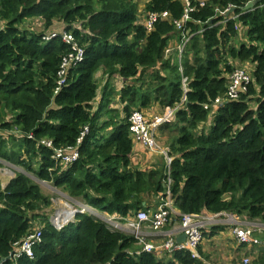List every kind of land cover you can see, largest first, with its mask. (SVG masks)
Segmentation results:
<instances>
[{"label": "trees", "instance_id": "1", "mask_svg": "<svg viewBox=\"0 0 264 264\" xmlns=\"http://www.w3.org/2000/svg\"><path fill=\"white\" fill-rule=\"evenodd\" d=\"M139 1L0 0V159L74 200L133 217L164 195L167 169L162 156L151 167L134 160L129 116L153 104L176 106L185 96L168 143L174 206L181 213L264 221V0L249 11L243 7L251 0H207L203 7L192 0L197 8L185 28L194 34L182 58L186 92L176 54L165 55L169 41L182 36L173 23L184 13L182 0H143V10ZM228 5L237 17L219 22L225 16L216 9ZM150 12H168L169 19L148 30ZM64 32L71 42L62 40ZM51 33L57 34L48 39ZM78 51L80 61L63 64ZM236 60L252 66L247 91L215 105L226 96ZM56 148H76L78 157L56 160ZM49 204L24 172L0 185L1 264H12L7 257L15 244L36 228L42 238L33 258L17 264H202L183 251L134 254L140 247L133 235L86 212L55 229L43 211ZM255 247L251 264H264V247Z\"/></svg>", "mask_w": 264, "mask_h": 264}, {"label": "built area", "instance_id": "2", "mask_svg": "<svg viewBox=\"0 0 264 264\" xmlns=\"http://www.w3.org/2000/svg\"><path fill=\"white\" fill-rule=\"evenodd\" d=\"M198 7H203L207 0H194ZM184 5V13L179 20H173L174 25L182 32L180 42L172 49H167L166 56L175 53L178 58V70L181 74V84L184 91H187L188 77L183 74L182 58L186 44L191 39L194 33H188L185 28L187 22L191 21V13L197 8L192 0H182ZM234 7L228 5L225 9H216V13L224 15V19L219 22H226L235 19L237 15L229 13V10ZM146 27L151 29L155 21L158 19L168 20V12H150L146 17ZM218 22V23H219ZM197 23H200L197 21ZM202 27L199 32H202ZM57 33H51L47 38L56 36ZM64 42H71L72 36L66 32L61 34ZM82 54L80 51L76 55H70L63 64L69 61H80ZM252 80L251 74L244 68H235L228 76V86L226 96L223 98H216L214 104L218 105L224 100L232 101L239 98V96L247 91V87ZM62 80L60 81V84ZM184 96L181 102L173 106V108L166 107L162 115H153L147 117L144 112L140 110H133L129 116V131L133 141L140 144L145 150L152 155L162 156L166 162L167 169V187L164 195L159 198L154 207L147 210L140 209L135 213V216L130 218H122L116 215H111L106 212H98L82 200L69 199L67 203L68 208L65 210L55 211L49 217L50 223L55 229H60L62 226L73 220L77 213H89L93 216L101 218L108 227L119 229L123 232L130 233L136 240V244L140 247L134 254L140 252H151L157 256L171 255L177 251L189 252L192 257L199 258L197 247L203 239V232L206 229H211L215 226L225 227L230 234L235 238L238 244L245 247L263 246L264 247V221L246 220L240 216L228 212H219L214 214H199V213H181L174 206L171 187L170 164L172 157L169 155V148L163 146L155 139V135L161 124L172 121L173 116L177 112L180 105L185 102ZM208 109V105L203 106ZM170 109V110H169ZM87 131L84 128L82 135ZM45 144L51 145L50 141H44ZM80 141H78V144ZM52 157L56 160H61L64 163L74 161L78 157V151L72 149L71 152H64L60 148L54 149ZM2 163V160H0ZM5 163V162H4ZM8 163V162H6ZM0 167V175L5 176V172ZM64 211H69V215L64 214ZM176 217L177 219H175ZM171 224V228L168 227ZM174 224H176L174 226ZM180 234L185 235V240L177 242L176 237ZM42 230L36 228L33 232L28 234L21 242H17L14 249L10 252L7 259L11 260L12 264H17L18 259L22 256L33 258V248L41 242ZM4 261L2 259L1 262ZM235 264H251V259L248 256H243Z\"/></svg>", "mask_w": 264, "mask_h": 264}, {"label": "rangeland", "instance_id": "3", "mask_svg": "<svg viewBox=\"0 0 264 264\" xmlns=\"http://www.w3.org/2000/svg\"><path fill=\"white\" fill-rule=\"evenodd\" d=\"M144 1L141 0L139 1V10H143L144 8ZM242 39H246L244 37V35L241 36ZM176 39V40H175ZM174 40H171V42L169 41V45L170 47L168 49H172L177 43H179L181 40L179 37H176ZM176 61H178V58H176ZM234 63V69L235 68H244L246 69L249 73L252 71V66L250 63L248 62H245V63H239L237 60ZM229 76V75H228ZM113 85L119 87L121 84H122V81L120 80V78H116L115 80L112 81ZM101 83H99V90H98V97L101 96V93H102V89H101ZM253 103H251L250 105H252ZM165 108H162L160 107L159 105L157 104H153L151 105V107L147 108V110L145 111V115L147 117H150V116H155V115H162L164 112H165ZM170 108H173V107H170ZM170 110V109H169ZM211 113H213L211 110H210ZM209 112V114H210ZM174 118H175V115L173 116L172 118V121L170 120L169 122H166V125L165 123L161 124L158 131H157V134L155 135V139L159 141L160 144H162L163 146H166L169 148V139L172 138V135H175L177 134V130L176 129H172V123L174 122ZM211 120V119H210ZM203 128H209V125L207 124H203L201 125ZM172 129V131H171ZM134 145H135V142H134ZM137 145L139 146L140 144L137 143ZM169 151H170V148H169ZM135 156L137 158H139L138 160H136L137 162H139L141 164V166H144L147 165L148 167L152 164H155L156 162H162V158L159 157L157 158L158 156H155V155H150L149 153H147L144 150H141V151H137V153L135 154ZM172 156V155H171ZM2 160V159H0ZM5 162V163H4ZM7 161L5 160H2V163L0 161V167H2V169L5 171V172H8L5 176H2L0 175V185L1 187H5L8 182L15 177V174L16 172H24L26 173L34 182H36L43 194H45L46 196L49 197V200H50V204L43 210L49 217L53 215V213L55 211H60V210H65L68 208V205L67 203H69V199L70 197L67 195L66 192H63L61 191L60 189L54 187L51 182H48V181H42L40 179H38L36 176H34L32 173L30 172H27L23 169V167L19 166V165H15L13 163H6ZM37 168V166L35 167ZM4 172V173H5ZM149 200V199H148ZM147 200V201H148ZM151 200V201H150ZM148 202L149 204H151V206H149V208H152L155 206V202H152V199H150ZM92 209L94 210H97L98 212H104V211H101L99 209H96L92 206H90ZM64 214L66 215H69V211H64ZM51 218V217H50ZM242 218V217H241ZM248 220V219H246ZM253 220H257V221H260L262 222L261 220L259 219H253ZM226 231V230H225ZM223 234H219V236H221ZM225 244V247H222V249H219L218 252L216 253V256L215 257H220V256H225L227 255L228 253V250H230V246H234L235 245V242L233 241V239L231 238V240H227L226 242H224ZM231 250H233L231 248ZM240 255V253L237 255V257ZM248 256H250L249 258H251V256L253 257V253H252V250L250 252L247 253ZM163 256H167V255H163ZM162 257V256H161Z\"/></svg>", "mask_w": 264, "mask_h": 264}, {"label": "crops", "instance_id": "4", "mask_svg": "<svg viewBox=\"0 0 264 264\" xmlns=\"http://www.w3.org/2000/svg\"><path fill=\"white\" fill-rule=\"evenodd\" d=\"M141 150H144V148L141 147L140 145L138 146L135 143V145H134V151H135L134 152V160L135 161L139 159L135 156V154L137 153V151L139 152ZM145 151L147 153H149L150 155H152L149 151H147V150H145ZM175 225L176 224H174V226ZM168 227L171 228V225H169ZM210 232H211L210 229L204 230L203 239H202L201 243L199 244L200 252L198 254H199V259L201 260L202 264H235L243 256H248L247 253L250 252L251 250L253 253V258L258 253L259 247L258 248H256V247L255 248H251V247L248 248V247H245L243 245L238 244L237 241L235 240V238L230 234V232L227 228H224V230L219 231L213 235H211ZM219 234H223V235L219 236ZM260 236L264 237L263 234H260ZM231 238L235 242V245L234 246L229 245L230 250H228V252H227L228 254L225 256L215 257L218 250L222 249V247H225L224 242H226L227 240L230 241ZM231 248L233 250H231ZM239 253H240V255L237 257V255ZM248 257H250V256H248ZM250 259H252V256Z\"/></svg>", "mask_w": 264, "mask_h": 264}, {"label": "water", "instance_id": "5", "mask_svg": "<svg viewBox=\"0 0 264 264\" xmlns=\"http://www.w3.org/2000/svg\"><path fill=\"white\" fill-rule=\"evenodd\" d=\"M258 0H251V1H248L244 7H243V10L244 11H249L250 9H252L256 4H257ZM235 11V7H232L230 10H229V13ZM185 102L187 103V99H185ZM185 240V235L184 234H180L176 237V241L177 242H182Z\"/></svg>", "mask_w": 264, "mask_h": 264}, {"label": "clouds", "instance_id": "6", "mask_svg": "<svg viewBox=\"0 0 264 264\" xmlns=\"http://www.w3.org/2000/svg\"><path fill=\"white\" fill-rule=\"evenodd\" d=\"M232 13V12H231Z\"/></svg>", "mask_w": 264, "mask_h": 264}]
</instances>
